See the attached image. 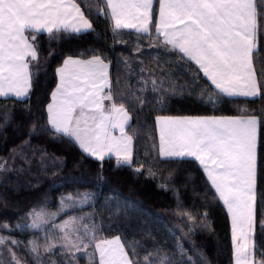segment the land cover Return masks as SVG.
Returning a JSON list of instances; mask_svg holds the SVG:
<instances>
[{
    "label": "trees",
    "instance_id": "1",
    "mask_svg": "<svg viewBox=\"0 0 264 264\" xmlns=\"http://www.w3.org/2000/svg\"><path fill=\"white\" fill-rule=\"evenodd\" d=\"M76 2L92 28L81 33L28 32L30 39L36 36L31 41L39 57L30 65V93L24 99L0 97V161L5 160L0 162L4 165L0 170V221L16 224L32 209L54 210L62 195L86 190L91 196L86 210L97 223L98 235L120 236L129 257L140 264L148 254L156 264H160L162 256H167L168 264H205L203 259L208 264H233L230 222L224 207L194 160L160 158L155 118L234 116L244 115L246 110L248 115L259 117L253 257L256 262L264 260L261 21L257 24L254 51L260 94L251 98L227 97L218 93L193 63L155 34L156 6L150 33L143 34L115 28L99 0ZM93 55L109 62L116 103H123L130 115L126 128L133 139L130 164L117 163L112 157L95 159L48 125L46 105L56 86V68L68 56ZM149 77L158 84L151 85ZM186 211L194 220L206 222V226L201 220L197 227L189 224ZM55 255L58 264H85L78 256L65 261ZM89 264H99L98 259L89 260Z\"/></svg>",
    "mask_w": 264,
    "mask_h": 264
},
{
    "label": "snow or ice",
    "instance_id": "2",
    "mask_svg": "<svg viewBox=\"0 0 264 264\" xmlns=\"http://www.w3.org/2000/svg\"><path fill=\"white\" fill-rule=\"evenodd\" d=\"M99 3L111 10L117 29L123 26L138 32L148 31L153 0H99ZM101 11L107 15L104 9ZM261 16H264V0H160L157 32L163 27L165 43L194 60L221 92L256 96L259 90L252 57ZM91 28L76 0H0V97L24 98L30 93V65L39 57L26 32L52 33L62 29L79 33ZM31 39L35 41L36 36L32 35ZM108 67L100 55L87 60L66 58L56 69L59 82L52 92V103L47 106L48 125L57 134L74 137L84 152L99 153L97 159L101 160L107 154L103 149L105 141L109 140V127H118L122 132L121 140L111 138L108 152L119 153V144L125 142L123 162L131 163L132 137L124 135L130 117L123 103L117 107ZM241 82L243 87H239ZM152 83L155 86L156 81ZM105 101L109 103L106 105ZM243 111L245 114L236 118H156L160 127V157H194L227 206L232 217L236 264L249 260L246 245L255 227L258 119L255 114ZM82 119L91 120V125L81 128ZM3 168L0 164V169ZM32 226L38 227L35 223ZM89 235L96 240L95 225L91 230L85 227L84 236ZM5 242L0 237V245ZM79 244L84 249L90 246L84 243L83 237ZM54 247L46 251L51 252ZM242 248L245 250L241 251ZM95 249L100 256L99 264H140L129 257L119 236L99 240ZM144 264H156L152 254L144 257ZM160 264H168L167 256L160 257ZM252 264H256L254 257ZM260 264H264V260Z\"/></svg>",
    "mask_w": 264,
    "mask_h": 264
},
{
    "label": "rangeland",
    "instance_id": "3",
    "mask_svg": "<svg viewBox=\"0 0 264 264\" xmlns=\"http://www.w3.org/2000/svg\"><path fill=\"white\" fill-rule=\"evenodd\" d=\"M147 80L152 85L155 79L152 80L149 77ZM155 81L158 84V80ZM4 161L1 159L0 162ZM68 197H71V199H67ZM90 199V193L86 190L64 194L54 210L32 209L13 225L0 221V237L6 241L5 244L0 245V264H17V262L18 264H58V260L53 254L65 261L78 256L85 261V264H89V260L95 258L98 259L99 263L100 256L95 249L96 242L99 240H112L117 236L101 237L97 235L96 240H92L90 235L84 236L85 227L91 230L93 225H95L97 229V223H95L91 212L86 210V205L89 204ZM184 215L188 216L189 220L187 221L189 224H193L196 227L199 225L201 219L194 220V216L189 211H186ZM201 222L202 226H206V222L202 220ZM34 223L38 227H33ZM4 225L8 227L5 228ZM81 237H83L84 243L90 245L87 249H84L79 244ZM12 241L17 243L13 244ZM121 242L123 243L122 239ZM52 245H55L53 250L51 252L46 251ZM247 245L246 248L248 250ZM77 246L80 250H78ZM33 248H36L37 251H33ZM57 250L60 253L56 252ZM244 250L245 248L241 249V251ZM203 262L208 264L207 260L203 259ZM260 262L257 261L256 264H260ZM242 264H246V262Z\"/></svg>",
    "mask_w": 264,
    "mask_h": 264
},
{
    "label": "crops",
    "instance_id": "4",
    "mask_svg": "<svg viewBox=\"0 0 264 264\" xmlns=\"http://www.w3.org/2000/svg\"><path fill=\"white\" fill-rule=\"evenodd\" d=\"M105 2H106V0H105ZM79 5V4H78ZM156 6V11H155V15H156V17H155V34L160 38V40L162 41V42H164L165 43V37H164V35H162V32L165 30V29H163V27L161 28V32L160 33H158L157 32V24L159 23V19H160V0H153V11H152V16H153V14H154V7ZM81 8V7H80ZM81 11L83 12V10L81 9ZM107 12H108V14L110 15V17H111V21H112V24H113V26L115 27V20L112 18V14H111V10L110 9H107ZM84 13V12H83ZM85 15V14H84ZM85 19H87L88 21H89V19L86 17V15H85ZM152 21V20H151ZM151 21H150V23H149V25H148V31H146V32H138L135 28H125V27H123V26H121L119 29H130V30H133V31H136V32H138V33H143V34H149L150 33V26H151ZM258 21H261V33H262V52H263V62H264V16H261V17H259L258 18ZM133 23H135V21H132ZM89 23H91L90 21H89ZM138 27H139V24H138ZM116 28V27H115ZM258 28V27H257ZM90 29H87V30H82L81 32H86V31H89ZM55 31V30H54ZM53 31V32H54ZM61 31H63L62 29H61ZM68 32H73V31H68ZM81 32H79V33H81ZM27 33L28 32H26L25 33V35L27 36ZM31 33H34V32H31ZM39 33H49V32H47V31H41V32H39ZM74 33H77V32H74ZM29 38V37H28ZM29 42L30 43H32V41H31V39L29 38ZM167 45H169L171 48H173L174 50H176L178 53H180V55H182L185 59H187L188 61H190L191 63H193L195 66H196V68L202 73V75L206 78V80L209 82V84L217 91V92H219L220 94H222V95H224V96H227V97H241V98H251V97H258L259 96V94H260V84H259V80H258V77H257V75H256V71H255V64H254V54H253V57H252V60H253V70H254V76H255V79H256V82H257V88H258V94L256 95V96H244V95H240V94H234V95H228V94H226V93H223V92H221L219 89H217L216 88V86L211 82V80L207 77V76H205V74H204V72H203V70H201L200 69V67H199V65L194 61V60H191V59H189L188 57H186V56H184V54L183 53H181L180 51H179V49L178 48H175L172 44H167ZM256 49H257V32H256V47L254 48V50H253V53H254V51H256ZM69 57V56H68ZM68 57H66V58H68ZM73 59H85V60H87V59H91L92 58V56L91 57H88V58H81V57H75V56H71ZM66 58H64V60L66 59ZM28 59H31L30 57L28 58ZM63 60V61H64ZM63 61L60 63V65L58 66V67H60V66H62V64H63ZM104 63H106V64H108L109 65V67H108V79H109V82H110V64H109V62L108 61H105L104 60ZM57 67V68H58ZM56 68V69H57ZM56 78H57V80H56V85H57V83L59 82V77L57 76V74H56ZM239 87H243V82H241V84H240V86ZM55 88H56V86L53 88V90H52V92L55 90ZM52 92H51V94H50V100H49V102L47 103V105H46V112H47V106L50 104V103H52ZM105 92H107V89L105 90ZM9 97H12V98H15V99H24V98H26V97H24V98H17L16 96H14V95H11V96H9ZM109 102L108 101H105V104L107 105ZM120 105H118L117 104V107H119ZM127 111V110H126ZM128 112V111H127ZM128 115H129V113H128ZM159 116H165V117H179V118H191V119H195V118H206V117H229V118H236V117H240V116H242V115H234V116H229V115H159ZM129 117H130V115H129ZM158 116H156V118H157ZM155 118V129H156V135H157V141H158V154H159V147H160V127L158 126V124H157V119ZM245 118H246V116H245ZM257 119H258V123H257V128H256V178H257V148H258V137H259V117L257 116ZM47 121H48V112H47ZM129 121H130V119H129ZM129 121H128V123H129ZM91 120H88L87 122H85L83 119L81 120V124H80V127L81 128H84V127H86V126H89V125H91ZM128 125V124H127ZM127 125H125V127H124V135H126V136H131L128 132H127ZM50 126V125H49ZM50 128H51V126H50ZM61 134H63V133H61ZM64 135V134H63ZM108 135H109V140L108 141H105V144H104V149H103V151L105 152V153H107L105 156H104V158H106V157H112V158H114L115 159V161L117 162V163H120V164H130V163H124L123 162V155L125 154V150H124V143L125 142H121L120 144H119V153H117L116 151H113V152H108V146H109V143L111 142V138H115L117 141H120L121 140V137H122V132H121V129L120 128H112V127H109V129H108ZM66 136H68V135H66ZM70 139H72L75 143H76V145L83 151V149L80 147V145H79V143L75 140V138L74 137H72V136H68ZM130 151H131V156H133V139H132V141H131V147H130ZM84 152V151H83ZM85 154H87V155H89V156H91V157H93V158H95V159H97V155H99V153H97L96 155H92V154H89V153H86V152H84ZM159 156H160V154H159ZM161 158V157H160ZM162 159H192V160H194L196 163H197V165L200 167V169L202 170V172H203V174H204V176H205V178H206V180H207V182L209 183V185L211 186V188L213 189V191H214V193H215V195H216V197L219 199V201L221 202V204H222V206L224 207V210H225V212L227 213V215H228V217H229V222H230V232H231V242H232V259H233V264H236V259H235V254H234V245H233V239H232V217H231V215H230V213H229V211H228V208H227V206L224 204V202L219 198V194L216 192V189H215V187L212 185V182L209 180V178H208V174L205 172V170H204V167L201 165V163L198 161V160H196L194 157H191V156H184V157H164V158H162ZM131 162H132V160H131ZM255 192H256V196H257V189L255 188ZM255 212H256V203H255ZM253 234H254V232L253 233H250V235H251V237H252V239H250V241L248 242V251H249V260L246 262V264H252V260H253V254H254V248H253V244H254V236H253ZM243 263V261L241 262V264Z\"/></svg>",
    "mask_w": 264,
    "mask_h": 264
}]
</instances>
